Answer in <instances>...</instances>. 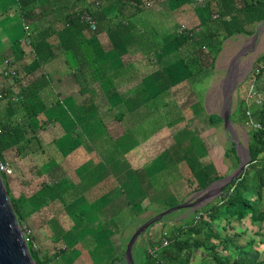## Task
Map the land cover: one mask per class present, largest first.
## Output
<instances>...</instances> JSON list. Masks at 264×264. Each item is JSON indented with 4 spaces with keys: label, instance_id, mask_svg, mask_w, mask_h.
Segmentation results:
<instances>
[{
    "label": "crops",
    "instance_id": "1",
    "mask_svg": "<svg viewBox=\"0 0 264 264\" xmlns=\"http://www.w3.org/2000/svg\"><path fill=\"white\" fill-rule=\"evenodd\" d=\"M128 1L89 0L87 10L97 24L92 31L81 20L66 19L86 7L82 0H0V82L22 106L12 121L35 114L34 128L44 127L24 159L11 152L8 160L5 154L7 163L16 161L7 188L41 259L126 264L136 230L187 193L197 172L194 156L199 172L209 175V151L194 153L189 122L174 137V124L189 117L181 111L187 113L190 94L205 89L207 76L228 52L239 54L249 44L244 57L252 65L264 57L263 4L246 16L233 15L245 32L225 39L214 68L200 72L195 82L182 64L192 46L179 41L180 27L192 31L195 41L199 33L207 37V25L224 33L209 22L218 18L211 4L233 12L237 1L141 0L138 11ZM26 12L32 13L27 24ZM259 66L246 90L253 84L262 102L243 99L254 121L264 108V58ZM10 68L18 80L4 76ZM165 216L137 237L134 264H142L144 248L160 238L152 230Z\"/></svg>",
    "mask_w": 264,
    "mask_h": 264
},
{
    "label": "trees",
    "instance_id": "2",
    "mask_svg": "<svg viewBox=\"0 0 264 264\" xmlns=\"http://www.w3.org/2000/svg\"><path fill=\"white\" fill-rule=\"evenodd\" d=\"M82 1L85 2L86 6L84 9L90 11L89 0ZM129 1L130 6H133L136 11L140 7H144L141 0ZM235 1L237 2H235L233 12L229 11L228 8L216 10L212 8L214 5L211 4L210 11L211 13H217L218 18L215 20L210 18L209 22L214 24L216 22V26L222 27L225 31L224 33H219L218 27L215 29L212 25H207V37L199 33L197 34L198 39L195 41L192 31L188 29L182 31V35L178 37L181 43H189L192 46L191 52L182 57V64L188 71V77L194 76L195 82L198 80L200 72L214 68L223 41L234 33L245 32L244 29H240L241 24L237 26V23H234L233 15L237 17L241 13L246 16L253 6L264 4V0ZM82 11L83 9L81 8L76 13L68 14L66 17L67 21L71 24L79 22V15ZM31 16L32 13L30 12L24 14L25 24L32 19ZM263 58L254 63L247 86L251 84L253 77L257 78L259 72H261L259 62ZM13 79L18 80V75L14 76ZM8 88L5 84L7 95L0 99V162H6V153L8 160H11V152H14L17 158L24 159L26 157L24 152L28 145L33 139L37 140V133L44 128L42 125L37 127V129L34 128L30 120L36 116L35 114L27 116L22 123L18 122V125L12 121L17 112L22 110V106L12 99V96L8 93ZM246 111L247 104L245 100H241L230 117L231 120H229L232 122L235 116L239 115L240 117L238 118L245 119L246 125ZM256 112L258 114L255 115V122L260 125V128L248 127L249 141L247 150L249 151V163L245 167L243 174L225 187L214 203L207 204L196 210L191 222L185 224L179 222L172 226L169 233L162 232L157 241L149 242L150 244L146 242V245L149 244L151 249L154 247L158 249L156 256H154L149 253L146 246L143 251L144 261L142 264H264V261L254 260L250 255L255 243L260 238H264V108ZM210 121L213 123V119L210 118ZM38 142L40 143V140ZM228 151L234 154L236 160L239 161L233 142L230 143ZM226 155L229 157L227 152H225ZM15 163L16 161L10 163L13 172ZM196 175L193 172L192 178H189L191 182L188 183L190 187H188L187 193L180 199L170 200L166 203L167 206H177L183 203L189 194L196 193L213 182L222 179V176H219L216 171L211 177H208L206 182L205 180L201 181ZM10 176L12 175L2 174L11 205L19 222H21L23 217L15 199L10 196L7 188V179ZM166 220V218H163L160 221L163 227L166 226ZM245 222H248L254 228L245 227ZM235 225H237V230ZM242 226L243 229L239 230ZM243 236L248 237L245 243L240 242ZM258 237L259 239H256ZM163 240L167 241V245L164 247L161 246ZM197 250L200 252V261L194 263L193 256ZM135 251L136 244L133 249L134 254ZM30 252L36 263H50L46 259H41L39 249L37 251L30 249ZM233 252L235 256L232 258L231 253Z\"/></svg>",
    "mask_w": 264,
    "mask_h": 264
},
{
    "label": "rangeland",
    "instance_id": "3",
    "mask_svg": "<svg viewBox=\"0 0 264 264\" xmlns=\"http://www.w3.org/2000/svg\"><path fill=\"white\" fill-rule=\"evenodd\" d=\"M248 49L249 44L246 45V49L241 53L237 54V50L235 49L228 52L225 57L220 59L216 68H214V70L211 71V74L207 76L208 78L206 79L205 89L198 94L191 93L190 99L187 101L189 107H182L187 109L185 110L187 113L183 112L184 109H182V114H188L191 118L188 117L186 119L185 117L183 118L185 119L184 121L180 120L174 124V130L177 132H174L175 137L178 132L181 133L180 131L184 129L183 125H186V123L189 122L187 126L195 136L193 139L194 153H198V151L202 150L204 151L205 147H207L210 154V164H208L207 167L209 169V175L206 174L207 172L204 174L206 178L199 172L201 168L196 162L197 156H194L193 160V167L197 171L196 173L200 174L199 176L202 175L205 182L207 181V177H211L215 171L219 176H222V178L232 175V173L239 167L240 160L247 159L246 151L248 149L249 128L245 125V119L238 118L240 116L236 115L234 120L228 123V128H231L239 144L236 150V156L239 159L238 161L236 160L234 154L228 151L230 143L233 141L228 138V135L226 134V125L222 116H225L226 113L229 112L230 119L232 114L235 112L238 103L244 99L247 93V82L249 81V76L253 66V60L246 56L244 57V53L248 51ZM210 118L213 119V123L210 121ZM203 144L205 146H203ZM225 152L228 153L229 157H227V155L225 156ZM199 158L201 159L200 156ZM206 160L207 159L203 161L205 162ZM204 164H206V162ZM173 172L174 171H171V175ZM209 186H207L209 187V190L199 194L194 193L185 198L184 202L189 203V206L174 213L167 214L164 218L168 220L166 222L168 226L166 228H162V224L159 223L156 225V228L152 230V232L157 233V236L160 237L163 231L169 233L171 230L172 225H169L168 222H181L182 224L191 222L194 218V212L196 210H199L207 204L214 203V201L218 198V185L210 184ZM164 206L165 208L162 209V211L160 210L161 212H158L164 214L171 208L175 207H170L166 204H164ZM183 214L186 216L184 219L181 217ZM152 216H154V214H152ZM23 222L27 224L26 221ZM244 226L249 229L254 228L248 222H245ZM235 228L237 230V225H235ZM242 229L243 226L239 230ZM159 232L161 233L160 236ZM157 236L156 238L158 239ZM247 239V236H243L240 239V242L245 243ZM256 239H259V237ZM259 241L255 243L250 255L254 260L264 261V238H260ZM197 251L193 256L194 263L200 261V252ZM234 256L235 253H231V257L233 258ZM49 264L59 263L55 261V259H52Z\"/></svg>",
    "mask_w": 264,
    "mask_h": 264
},
{
    "label": "water",
    "instance_id": "4",
    "mask_svg": "<svg viewBox=\"0 0 264 264\" xmlns=\"http://www.w3.org/2000/svg\"><path fill=\"white\" fill-rule=\"evenodd\" d=\"M231 98V97H230ZM224 123L226 125V134L230 138L237 150L238 141L235 138L231 128H228L229 112L225 116H222ZM247 159L240 160L239 167L232 173L222 179L213 182L211 185H218V197L223 192V189L232 183L233 180L239 178L245 167L249 163V151H246ZM210 187V186H209ZM206 187L203 190L197 192L203 193L209 190ZM189 206V203L183 202L173 208H171L167 213H160L153 220L147 221L141 225L136 232L133 234L127 248L124 253V259L126 264H134L132 251L137 237L146 230V228L154 221L160 220L163 216L173 213L175 211L181 210ZM0 264H38L34 261L31 256L30 249L25 242L23 232L21 230L20 222L15 214V211L11 205L9 195L7 193L6 187L3 182L2 174L0 173Z\"/></svg>",
    "mask_w": 264,
    "mask_h": 264
},
{
    "label": "built area",
    "instance_id": "5",
    "mask_svg": "<svg viewBox=\"0 0 264 264\" xmlns=\"http://www.w3.org/2000/svg\"><path fill=\"white\" fill-rule=\"evenodd\" d=\"M196 2L198 4H202L204 2V0H196ZM95 4L98 6L100 4V2L96 1ZM147 5L149 6V3H147ZM79 17H80V20L82 22H84L88 25L90 30L95 31L97 29L96 20L94 19L92 14L87 9H83V11L79 15ZM179 30H180V32L185 31L186 27L184 25H182ZM6 63L9 64L10 62L6 61ZM4 76L5 77H14V76H16V71L10 68L4 72ZM6 95H7V93L5 92V84L3 82H0V99L5 97ZM246 100L247 101L255 100L256 104H261V102H262L261 99L258 97L257 92H256L253 84L250 85V87L247 91ZM246 115H247V122H246L247 127H252L254 129L260 128V125L257 124L252 119L251 112L249 110L246 111ZM0 173L6 174V175H12L13 170H12L10 164L7 162H0ZM20 225H21V230L23 232L25 242L27 243L29 249L37 251L39 248H38V244L35 240L34 233H33L32 229L23 221L20 222ZM166 245H167V241L163 240L161 243V246L164 247ZM148 251L150 254L156 256L157 250L148 249Z\"/></svg>",
    "mask_w": 264,
    "mask_h": 264
}]
</instances>
